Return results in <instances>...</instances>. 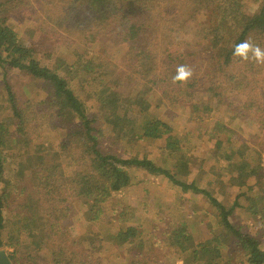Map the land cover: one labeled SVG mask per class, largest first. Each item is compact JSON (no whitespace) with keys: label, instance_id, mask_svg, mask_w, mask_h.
<instances>
[{"label":"trees","instance_id":"16d2710c","mask_svg":"<svg viewBox=\"0 0 264 264\" xmlns=\"http://www.w3.org/2000/svg\"><path fill=\"white\" fill-rule=\"evenodd\" d=\"M255 3L262 6L253 13L249 8ZM166 7L177 11L175 24L168 28L161 24ZM22 23L32 26L38 36H50L53 43L82 47L84 55L71 66L72 73L87 93L104 88L99 107L89 106L70 79L43 65L38 59L46 52L39 47L41 39L24 36ZM245 39L264 48V0H0V70L5 77L21 71L52 85L49 94L34 103L23 101L9 83L7 95L0 93V119L8 116L0 121V251L11 264L25 236L45 241L39 255L30 254L27 264H106L85 254L83 246L92 234L88 228L79 232L77 221L85 218L97 223L115 216L127 221L115 203L126 199L132 185L128 167L165 177L182 193L194 190L214 205L222 233L215 235L204 216L200 229L181 222L184 232H172L166 240L179 252H189L175 264L197 263L199 249L208 257L204 264H264L260 232L243 234L233 222L236 214L256 215L257 205H264V198L260 200L248 187L246 177L255 172L248 163L234 164L233 177L227 182L218 166L196 156L180 169L182 179H178L152 160H130L108 151L110 139L119 143L125 138H166L171 153L179 154L182 138L174 129L161 119L146 117L149 97L157 93L175 108L204 94L264 129V65L241 62L232 55L233 45ZM89 45L100 48L98 59H92ZM181 64L193 69L186 85L172 83ZM10 116L21 134L16 144L21 148L12 150L6 138L9 124L4 122ZM213 131L222 133L206 153L230 169L236 130L216 122ZM37 141L48 146L39 149ZM180 158L187 156L182 153ZM255 161L261 166L264 149ZM18 167L31 186H20ZM209 176L214 180L207 181ZM228 185L241 191L232 204L222 203L205 190L227 189ZM13 221L21 227H12ZM136 233L135 228L125 231L121 225L120 240H134ZM226 237L233 239L236 248L228 255L223 245ZM139 247H143L140 242Z\"/></svg>","mask_w":264,"mask_h":264},{"label":"rangeland","instance_id":"374dc122","mask_svg":"<svg viewBox=\"0 0 264 264\" xmlns=\"http://www.w3.org/2000/svg\"><path fill=\"white\" fill-rule=\"evenodd\" d=\"M261 3H255L249 9L255 13L261 9ZM177 19V11L173 8H164L162 12L161 24L163 27H172ZM175 21V22H174ZM22 34L29 39H41L39 47L44 48L46 52H41L38 55V59L46 66L51 72H57L66 79H70L69 83L72 87H75L80 95V98L88 102V105L92 108L94 106L99 107V102L103 99L104 88L100 86L98 89H91L90 92L76 84V78L73 76L74 70L71 66H75L78 61V56L84 55L82 47L74 45L71 48L62 46L59 42H51L50 36H38V33L29 26L28 23L21 24ZM43 37V40H42ZM49 39V41H48ZM92 48V59H98L100 54V48L98 46L89 45ZM75 73V72H74ZM0 70V93L3 96L7 95L5 91L6 85L11 84L15 93L23 98V101H32L33 103L41 100L49 94L52 89V85L49 82L35 79L21 71H14L11 74ZM88 89V90H89ZM151 99V100H150ZM150 108L146 117L161 119L166 122L172 129H174L175 135L182 139L178 141L180 149L179 154H173L167 148V139H141L129 141L124 139L117 143V139L108 140V151L113 155L123 158L138 159V160H152L159 167L167 168L178 179H182L180 175V169L186 168L188 160L200 156V161L208 160L210 166H218L217 171L223 178H228L227 182L232 179L234 174L233 165L240 161L248 163V166L254 170V175L246 177L248 187L254 189V193L257 194L260 200L264 198V161L261 166L255 161L264 149V129L260 128L257 122L242 116L237 112H233L231 107L220 103L219 105L216 99H209L204 94H196L191 103L175 108L160 94L152 95L149 97ZM198 105V106H196ZM194 108H198L199 113ZM207 108V109H206ZM210 109L212 111L210 112ZM8 116H5V119ZM11 117V116H10ZM10 119L4 120L9 124V134L7 138V146L9 150L18 147L21 139L17 124ZM3 119L0 121L3 122ZM221 122L231 129L236 130L237 136L232 137V145L235 151L233 153L232 168L229 169L228 164L219 163L212 157V153H206V151L212 150L222 131H213L214 124ZM135 141V142H134ZM36 146L39 149H45L48 145L42 146L41 141L36 142ZM127 156L124 157V154ZM184 153L187 159H182L180 156ZM21 160V159H19ZM208 165V164H207ZM12 165L7 164V170H11ZM23 167V166H20ZM208 167V166H207ZM18 183L22 187H29L31 183L29 179L25 181L24 175L20 174ZM23 168L21 169V171ZM131 175L130 189L127 190V197L123 202L117 201V207L119 214L125 215L126 219L120 221V216H115L114 220L106 218L103 221L92 223L85 218H79L77 221L79 224V232H82L84 228H88L90 231L87 241H85L84 248L85 254L88 257L101 258L106 264H175L181 262L180 259L185 258L187 252H179L177 247H173L169 242H166L172 232L174 234H180L184 232L181 230V222L188 221L191 228H201L199 221L202 216L204 219H208L211 222L209 228L212 229L215 235L221 234V227L217 223L214 210V205L209 202V198L203 195L195 193L190 190L182 193L178 187L171 185L170 181L165 177H158L147 170L137 168H127ZM214 180L209 176L207 181ZM200 182V180H199ZM202 182V181H201ZM222 188L215 190L211 188L213 197H216L222 203L232 204L233 198L240 191V188ZM209 202V203H208ZM114 204V205H115ZM258 214L251 215L248 213L245 215L236 214L233 217V222L238 230H241L243 234H249V232H260L258 235L263 243L264 250V205L260 203L257 205ZM41 227L43 228V221H41ZM45 224L47 223L44 222ZM12 227L18 228L21 225L17 221H13ZM121 225L125 231L130 230L133 227L137 230V238L128 241L120 240ZM257 227V228H256ZM179 229V230H178ZM259 231H258V230ZM181 230V231H180ZM132 231V230H131ZM207 231L204 235H207ZM133 233H135L133 231ZM225 235H223L224 237ZM44 238V237H42ZM263 239V240H262ZM153 240L154 243L149 244V241ZM139 242L143 247H139ZM145 243V245H144ZM234 241L230 237L223 238V245L228 253L236 248L233 246ZM40 245V246H39ZM192 248L196 249L193 244ZM215 246V244H212ZM41 246L44 248L45 241L43 239H31L29 236H25L21 240V244L14 254V264H27L28 258L31 255H39V249ZM147 246V247H146ZM181 248V246H178ZM48 249L51 245L47 246ZM1 252V251H0ZM199 260L197 263L192 261H184L183 264H204L207 262L208 257L199 249ZM235 256V255H234ZM232 256V257H234ZM182 260V259H181ZM10 261V260H9ZM11 262V261H10ZM12 263V262H11Z\"/></svg>","mask_w":264,"mask_h":264},{"label":"clouds","instance_id":"9594fccd","mask_svg":"<svg viewBox=\"0 0 264 264\" xmlns=\"http://www.w3.org/2000/svg\"><path fill=\"white\" fill-rule=\"evenodd\" d=\"M233 57L241 62H250L264 65V48L260 47L250 39H245L233 45ZM193 76V69L189 65H178L172 77L173 84L186 85Z\"/></svg>","mask_w":264,"mask_h":264},{"label":"water","instance_id":"95a60500","mask_svg":"<svg viewBox=\"0 0 264 264\" xmlns=\"http://www.w3.org/2000/svg\"><path fill=\"white\" fill-rule=\"evenodd\" d=\"M0 264H11L5 252H0Z\"/></svg>","mask_w":264,"mask_h":264}]
</instances>
